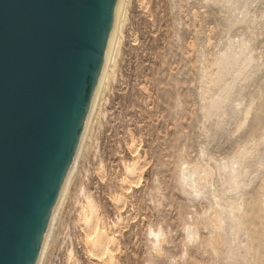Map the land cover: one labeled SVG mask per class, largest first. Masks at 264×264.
I'll use <instances>...</instances> for the list:
<instances>
[{
	"label": "rangeland",
	"instance_id": "obj_1",
	"mask_svg": "<svg viewBox=\"0 0 264 264\" xmlns=\"http://www.w3.org/2000/svg\"><path fill=\"white\" fill-rule=\"evenodd\" d=\"M124 7L42 264H264V0Z\"/></svg>",
	"mask_w": 264,
	"mask_h": 264
},
{
	"label": "water",
	"instance_id": "obj_2",
	"mask_svg": "<svg viewBox=\"0 0 264 264\" xmlns=\"http://www.w3.org/2000/svg\"><path fill=\"white\" fill-rule=\"evenodd\" d=\"M120 0H0V264H38Z\"/></svg>",
	"mask_w": 264,
	"mask_h": 264
},
{
	"label": "bare ground",
	"instance_id": "obj_3",
	"mask_svg": "<svg viewBox=\"0 0 264 264\" xmlns=\"http://www.w3.org/2000/svg\"><path fill=\"white\" fill-rule=\"evenodd\" d=\"M126 1L128 0H120V4H119V8H118V12H117V17H116V22H115V29H114V32H113V35H112V38H111V42H110V46H109V51H108V55H107V59H106V63H105V68H104V72H103V76H102V80H101V85L99 87V90H98V93H97V96H96V99H95V102L93 104V107H92V110H91V113H90V116H89V119L87 121V125H86V129H85V133H84V136L86 134V130H87V127L89 129V126H90V123L93 119V116H94V108L95 107V104H96V100H97V97H98V100H99V97L98 94H101L106 82H107V79H108V75H109V71H110V68L112 66V62H113V59H114V55H115V51L117 49V45H118V38H119V34L121 32V27H122V18H123V15H124V6H125V3ZM102 87V88H101ZM101 88V90H100ZM100 91V93H99ZM98 100H97V103H98ZM97 106V104H96ZM89 124V125H88ZM88 131V130H87ZM83 136L82 138V141H81V144H80V147L78 149V152L76 154V158H75V161H74V164L70 170V173L68 175V178H67V181H66V184H65V187L63 189V192H62V195H61V198H60V201H59V204L57 206V209H56V212H55V215H54V218H53V221L51 223V226H50V229H49V232H48V235H47V238L45 240V243H44V246H43V249H42V252H41V255H40V258H39V261H38V264H42V261H43V257L45 255V252L47 250V247H48V244H49V238H50V234H51V231H52V227L54 225V222L56 220V217H57V214L59 212V209L61 208L62 206V203L64 201V198L66 196V193L68 191V187H69V184L72 180V177L76 171V168H77V164H78V160L80 158V155H81V152H82V149H83V146H84V142H83V139H85ZM83 142V144H82ZM82 145V147H81ZM249 172V171H248ZM246 175V174H245ZM183 178L184 180L186 181L187 183V186L191 187L192 189H198L202 186V184H204V175H203V172L202 170L199 168V167H185V169L183 170ZM204 182V183H203ZM191 189V190H192ZM218 193V192H216ZM218 196V195H217ZM218 198V197H217ZM217 201L221 202V200L217 199ZM220 198V197H219ZM218 203V202H217ZM220 204V203H218ZM224 208V207H223ZM222 206H218V208L216 209V212L214 213L215 219L218 220L219 223L222 224V222L224 221V210H223ZM215 211V210H214ZM222 221V222H221ZM89 222V221H88ZM213 222V221H212ZM215 223V222H214ZM222 227V225L220 226ZM189 229V228H188ZM194 229V228H193ZM219 229V228H217ZM222 230V229H221ZM221 230L219 229V235L221 236ZM153 231V230H152ZM217 231V230H216ZM196 232H194L192 229H189V236L190 235H194ZM217 233V232H216ZM161 234L160 231L157 232V236L155 234L156 237H159ZM218 235V236H219ZM101 236V235H100ZM219 236V238L221 239V237ZM222 237H224V234L222 235ZM217 238V239H219ZM100 239V238H99ZM216 240V239H215ZM223 240V239H222ZM224 241V240H223ZM221 243V242H220ZM219 243V244H220ZM157 244V243H156ZM217 244V243H216ZM238 263V262H237Z\"/></svg>",
	"mask_w": 264,
	"mask_h": 264
}]
</instances>
